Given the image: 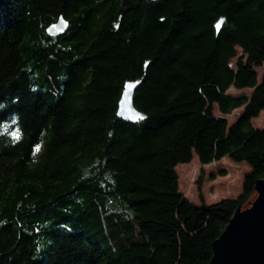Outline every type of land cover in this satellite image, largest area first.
<instances>
[{
  "label": "trees",
  "instance_id": "16d2710c",
  "mask_svg": "<svg viewBox=\"0 0 264 264\" xmlns=\"http://www.w3.org/2000/svg\"><path fill=\"white\" fill-rule=\"evenodd\" d=\"M237 48L264 60V0H0V264H208L264 178V70H232ZM194 156L249 170L177 240L168 200Z\"/></svg>",
  "mask_w": 264,
  "mask_h": 264
},
{
  "label": "rangeland",
  "instance_id": "374dc122",
  "mask_svg": "<svg viewBox=\"0 0 264 264\" xmlns=\"http://www.w3.org/2000/svg\"><path fill=\"white\" fill-rule=\"evenodd\" d=\"M241 52H243L241 49H236V56L229 61L230 68L234 71L240 70L244 75H255L259 83L263 75L264 60ZM239 53L240 56L236 58ZM251 92L252 89L236 90L232 87L227 90V94L232 96L248 97ZM216 108L214 106V114L220 116ZM239 110L241 109L226 117L229 125L241 113ZM252 124L255 128L264 130V111L252 121ZM248 170L245 162L235 163L228 158L202 166L195 156L190 165L179 164L175 167L179 179V192L168 200L172 213L166 221V230L170 237L177 240L186 238L209 219L202 214L193 215L201 206V201L209 205L224 198H236L241 193L242 180Z\"/></svg>",
  "mask_w": 264,
  "mask_h": 264
},
{
  "label": "water",
  "instance_id": "95a60500",
  "mask_svg": "<svg viewBox=\"0 0 264 264\" xmlns=\"http://www.w3.org/2000/svg\"><path fill=\"white\" fill-rule=\"evenodd\" d=\"M66 28L67 23L59 19L48 33L55 35ZM135 86L125 85L118 104L117 116L127 122L140 117L132 103ZM262 161L264 164V150ZM208 264H264V178L255 182L252 193L235 209L222 234L212 243Z\"/></svg>",
  "mask_w": 264,
  "mask_h": 264
},
{
  "label": "crops",
  "instance_id": "0c3cea01",
  "mask_svg": "<svg viewBox=\"0 0 264 264\" xmlns=\"http://www.w3.org/2000/svg\"><path fill=\"white\" fill-rule=\"evenodd\" d=\"M235 111H236V110H235ZM239 111H242V109H241V110H239ZM253 120H254V119H253ZM253 120H252V121H253Z\"/></svg>",
  "mask_w": 264,
  "mask_h": 264
},
{
  "label": "snow or ice",
  "instance_id": "6c2138e0",
  "mask_svg": "<svg viewBox=\"0 0 264 264\" xmlns=\"http://www.w3.org/2000/svg\"><path fill=\"white\" fill-rule=\"evenodd\" d=\"M217 28H219V24L217 25Z\"/></svg>",
  "mask_w": 264,
  "mask_h": 264
}]
</instances>
